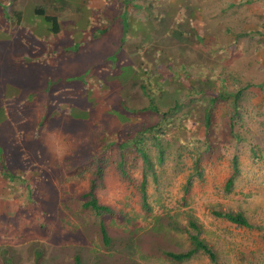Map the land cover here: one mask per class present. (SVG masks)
Instances as JSON below:
<instances>
[{
  "label": "rangeland",
  "instance_id": "rangeland-1",
  "mask_svg": "<svg viewBox=\"0 0 264 264\" xmlns=\"http://www.w3.org/2000/svg\"><path fill=\"white\" fill-rule=\"evenodd\" d=\"M151 1L165 24L149 36L140 29L149 27L145 11L132 5L120 10L105 0H0V24L11 19L5 29L32 44L47 45V40L52 49L43 56L30 53L32 46L13 48L11 34L0 31L5 167L0 172V264H75L76 259L78 264H212L202 252L179 262L163 254L189 248L188 236L195 231L187 224L188 214L200 226L199 236L216 250L218 264H264V0ZM37 7L57 15L63 31L50 34L33 12ZM18 11L21 18L14 23ZM175 27L180 32H173ZM143 35L154 55L146 53L144 60H159V47L179 51L178 40L188 39L191 48L178 61L210 66L208 94L198 92L205 103L210 89L219 88L218 76L227 78L225 91L242 88L236 109L232 97L214 107L208 135L177 111L169 113L174 124L190 128L178 127L161 139L162 154L151 140L125 137L160 116L154 111L129 115L118 104V99L135 107L146 104L139 83L126 79L105 85L100 79H109L103 67L118 78L134 77L139 67L122 63L118 49L129 56ZM164 75L152 81L160 87L154 100L161 110L175 101L186 103L191 87L200 88L194 72L181 86L173 75ZM30 89L35 96L25 101ZM198 113L197 108L196 118ZM138 147L148 153L149 168ZM234 156L238 170L226 190ZM92 179L98 203L112 210L113 220L106 223L109 244L99 232V217L81 207ZM142 180L147 207L138 191ZM213 210L242 211L259 228L230 223Z\"/></svg>",
  "mask_w": 264,
  "mask_h": 264
},
{
  "label": "trees",
  "instance_id": "trees-1",
  "mask_svg": "<svg viewBox=\"0 0 264 264\" xmlns=\"http://www.w3.org/2000/svg\"><path fill=\"white\" fill-rule=\"evenodd\" d=\"M108 4L112 2V5L118 7L121 10L122 8H125L128 5H132L134 7H140L145 11V14L143 17H145V21L148 22L149 27H147V30L143 29V26L140 28L142 30V34L145 33V31L148 32L149 36L151 35L152 32H156L159 30V28L161 26H164L165 22L162 21L161 22V14H156V10L154 8H158L157 5H155L151 0H145L143 1L142 4H138L133 2V0H121L120 3L117 5L116 3H113L112 0H105ZM33 12L36 16H39L42 18L43 23L42 26H45L46 30L50 33L53 34L54 36L59 34L60 32L63 31L64 27L61 24L60 19L58 18L57 15H55L54 13H50V12H46L43 8L41 7H37L33 9ZM101 11H99L100 13ZM103 14V13H102ZM21 12H15L14 13V17L12 16V20L13 22H18L19 19L21 18ZM122 15V13H121ZM96 18V16H95ZM9 19V18H8ZM132 19V18H131ZM11 19L9 20H5V22H10ZM144 20V19H143ZM129 18H124L123 19V24L124 27L126 28V25H129ZM2 23L0 24V31L4 34L7 35V33H10L7 29H5V24L8 23ZM61 27V29H60ZM63 28V29H62ZM105 28V27H104ZM102 28V29H104ZM124 28V29H125ZM173 28V26H172ZM91 30H97L95 27H93V29ZM173 30V29H172ZM180 32V29H178L177 27L174 28V31ZM175 31V32H176ZM181 33L183 34L184 31H181ZM11 36L10 38L12 39L11 42V46L13 48L15 47H19L21 45H24V47L30 48V53L34 52V51H39V53L43 56H49L50 54H52V49L51 51L48 50V47H50V42L47 40H44L47 45L42 44V41H39L40 44H32L30 38H23L21 37V35H19V38H16V36L12 35L14 34L13 32L10 33ZM145 37L146 35H143L142 40H139L140 42L134 43V45H132V50L133 53L130 54L129 56H123L122 53H119L120 51H123L121 49H118V54H120L118 56V59L121 60L122 63H131L134 65L135 69H137L139 67V70H135V75L133 76H129L127 75L126 77H120L118 78L117 75H115L114 72H112V68H109L108 70L103 67L102 69L104 70L105 75L109 76V79L106 77H101V81L103 83H105V85H107V83L110 84V82H117L118 84L124 82L126 79H130L131 82H136L139 83L140 89L142 91V94L147 95V103L146 104H140L141 102L136 103L137 107L134 106V104L129 105V102L126 103L125 100H121L118 99V104L120 106H122L123 110L128 113L129 115L132 114L134 115L136 112H144V111H154L157 114H159L160 116L153 122L150 124H147L146 126L141 127L140 129H138L137 131L134 132L133 135H127L125 136L126 138H128V140L130 139L131 142H136L138 141H145V140H151L153 143H155L158 147V151L159 153H163L162 150L160 149L161 147V139H167V136H169V133L171 132H177V128L179 127L180 129H189L190 127L185 126L184 122L181 125H176L173 122V119L169 118V116H167L169 113H171L172 111H177L176 113L183 118V120L185 122H189L191 124H194L193 128H201L204 129V131L206 132V134L208 135V128L211 126L212 124V114L214 111V107L226 100L229 99V97H232V101H233V106L234 109H236L237 103H238V98H239V94L242 90V88L240 87L239 89L236 90L235 93L231 91H225L224 86L226 84V80L227 78L224 76H218L216 77V80L218 82V87L219 88H215V86H213L210 90L213 91V94L210 96L209 101L208 102H204L202 101V98L200 97L202 95V93H207L208 94V68H210V66L208 67V63H198V65L196 63H190L189 65L185 64V63H180L178 61V59L183 58V51L186 50H190L187 44L189 41H186L188 39L185 40H178V50L179 51H167L162 47H159V52H157L156 57L159 58V60H144V59H140L141 56L145 55L146 53L150 54V44H147V41H145ZM123 43V39L121 40ZM0 42H1V37H0ZM49 42V43H48ZM80 44H82V41L79 40L78 41ZM42 45V47H41ZM1 47V46H0ZM78 47V46H77ZM35 48V50H33ZM130 49V48H129ZM33 50V51H32ZM125 51V50H124ZM204 52H208V43L205 44V50ZM203 54V53H202ZM40 55V56H41ZM152 57H154V55L150 54ZM128 56V58H127ZM202 56V55H201ZM15 57V54H14ZM23 56L21 55L20 58H22ZM123 58V59H122ZM34 60H37L36 57L33 58ZM179 63V64H178ZM110 66V63H108ZM177 64V65H176ZM175 65V67H174ZM99 71V70H98ZM222 71V69H221ZM219 71V72H221ZM168 72L169 74L173 75L175 77V81L176 84L178 85H182L184 82L187 81V79H189L190 74L191 73H195L196 76L194 78V84H198V87H200L199 89H196V87H191V91L189 92L190 95V99L186 102L183 103L182 101H175V103H173V105L169 108H167L166 110L163 109L161 110L159 107V103L158 101H155L154 98H157V94L159 93L158 91L160 90L159 85L156 82H152L153 81V77L154 76H160L161 79L162 77H164V73ZM138 74V75H136ZM136 76V77H135ZM207 77L205 86L202 82V79H205ZM237 77V76H236ZM124 78V79H122ZM138 78V79H137ZM137 79V80H135ZM109 80V82H108ZM151 83H154V85H152ZM149 84H151L152 86H150ZM203 87H206V89H204ZM201 94H199V93ZM86 96H88V92L85 91ZM196 94H199L198 97L195 98ZM35 96V91L30 89L27 90L24 94V100H30ZM201 98V99H200ZM198 108L199 113L198 116L199 118L195 117V112L196 109ZM87 112V111H86ZM81 115H85V112L83 110V112L81 113ZM233 122L229 121L228 122V126L233 127L234 124H232ZM179 140H181L182 142L185 141V139L181 136L178 135ZM121 140V139H120ZM123 142H128L126 140L124 141H120V145H123ZM138 152L140 154V157L143 161V163L147 166V168H149L150 165V159L148 156V153H146V151L142 148V147H138ZM1 153V152H0ZM161 157V156H160ZM4 165H3V160L2 157H0V172L2 169H4ZM118 170L123 174V167H122V163L121 161L118 164ZM237 170H238V162H237V157L234 156L232 159V171L230 172V174L227 176L225 183H224V188L226 190L230 189L232 184H233V180L237 174ZM98 172V178L100 177L99 171ZM8 177L13 176L11 173ZM6 175V174H5ZM10 179V178H9ZM144 179V178H143ZM96 179H92L91 183L88 186L87 191L83 192L82 194V203H81V207L84 210L89 211L90 213H94L95 216L99 217V221H98V225H99V232L102 236V240L104 241L105 244H109V237L107 235L106 232V223L110 222L111 220H113L112 217V210L110 209V207L108 205L105 204H100L97 201V198L95 196L94 193V183H95ZM138 191L140 194V198H141V204L143 207H147V202H146V191H145V180H142L139 185H138ZM212 213L218 217V218H222L230 223L239 225V226H243V227H247V228H254V227H258L254 224H252L251 222H249L248 218L246 217V215H244V213L242 211H233V210H213ZM192 214H188L187 215V224L189 227H191L195 233H190L189 234V240H190V246L189 248L183 250V251H170V250H164L163 254L165 255L166 258L170 259V260H174V261H183V260H188L190 259L195 253L197 252H202L203 254H205L208 259L211 261L212 264H218V256H217V252L216 250L213 248V246H211L210 244H208L202 237L199 236L200 233V226L196 223V221L192 218ZM259 228V227H258ZM75 264H78V260H75Z\"/></svg>",
  "mask_w": 264,
  "mask_h": 264
},
{
  "label": "crops",
  "instance_id": "crops-1",
  "mask_svg": "<svg viewBox=\"0 0 264 264\" xmlns=\"http://www.w3.org/2000/svg\"><path fill=\"white\" fill-rule=\"evenodd\" d=\"M3 118H0V120H2Z\"/></svg>",
  "mask_w": 264,
  "mask_h": 264
}]
</instances>
